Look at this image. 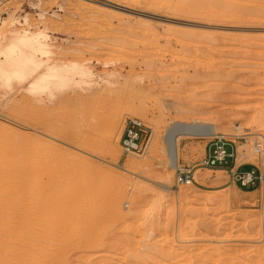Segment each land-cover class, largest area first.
Here are the masks:
<instances>
[{
	"label": "rangeland",
	"instance_id": "rangeland-1",
	"mask_svg": "<svg viewBox=\"0 0 264 264\" xmlns=\"http://www.w3.org/2000/svg\"><path fill=\"white\" fill-rule=\"evenodd\" d=\"M0 21L14 23L0 32H42L41 42L49 46L46 65L83 64L89 73L74 74L75 84L53 99L43 93L41 102L29 90L39 74L25 82H0V163L5 162L0 164V228L23 220L28 209L34 221L27 213L21 230L28 231L31 221L38 228L35 233L30 228L33 237L40 228L43 233L35 241L19 229L18 251H34L36 264L38 259L39 264H264V180L241 188L224 172L195 168L196 184L175 188L164 143L175 123L215 127L226 136L238 128L264 137V0H0ZM131 118L149 128L151 138L145 155L123 157L119 140ZM107 121L117 126L110 143ZM206 143L204 137L179 135L178 165L198 164ZM238 147L237 164L247 163L240 170L257 165L250 146ZM33 159L35 176L17 169ZM129 161L141 169L128 174L116 168ZM55 173L65 177L56 175L54 181ZM53 188L66 205L72 203L70 216L82 207L76 209L74 200L87 202V209L73 216L75 227L69 220L71 232L68 212L67 218L49 213ZM34 193L40 205L30 203ZM28 198L36 209L22 208ZM113 199L120 215L112 214ZM7 201L20 202L22 217L12 205L5 213ZM46 231L51 241L43 239ZM63 235L68 249L58 244H65ZM79 235L86 246L76 242Z\"/></svg>",
	"mask_w": 264,
	"mask_h": 264
},
{
	"label": "bare ground",
	"instance_id": "bare-ground-1",
	"mask_svg": "<svg viewBox=\"0 0 264 264\" xmlns=\"http://www.w3.org/2000/svg\"><path fill=\"white\" fill-rule=\"evenodd\" d=\"M140 1V0H139ZM210 3V2H209ZM234 3V2H233ZM240 4H241V2H240ZM192 6V5H191ZM208 6H210V5H208ZM255 6V5H254ZM153 7H155V6H153ZM203 7V6H202ZM205 8V7H204ZM153 9V8H152ZM155 9V8H154ZM198 9V8H197ZM216 9V8H215ZM219 15H220V13H219ZM12 24H14L13 22H2V21H0V28L2 27H4L3 29H6L7 27H10V26H13ZM18 24V23H17ZM8 29V28H7ZM30 30L29 29H25V30H22V31H13V30H7V31H5V32H0V82H2L4 85H8V83H9V81L10 80H16V81H27L29 78H32V77H35L37 74H39L38 75V77L37 78H34L32 81H31V85L29 86V90L33 93V95L35 96L34 98H36L37 100L36 101H38V102H41V97H42V94L43 93H47V95H48V97H50L51 99H53V98H55V95H56V92L57 91H63V90H66V89H68L72 84H75V83H73L74 82V74H76L77 76H79V77H83V76H85V75H88L89 73L87 72L88 71V68L86 69V67L83 65V64H80V65H77V64H73V65H66V64H63V65H56V64H54L53 66H48V65H46V62H47V60H46V56L49 54V46L47 45V44H43V42H41V39L42 38H44V35L42 34V32H38V33H30L29 32ZM260 34V33H259ZM43 40V39H42ZM259 44V43H258ZM81 80V79H80ZM82 83V82H81ZM81 96V95H80ZM33 97V96H32ZM33 98V99H34ZM77 98V97H76ZM50 100V99H49ZM116 120H113L114 122H117V118H115ZM113 121L111 122V121H107L106 123H104V128H105V131H106V134H107V136H106V139H107V143L109 142H111V140L113 139V138H115L114 136H115V133H116V127H114V124H113ZM116 124H118V123H116ZM101 125H103V124H101ZM101 127V126H100ZM99 127V128H100ZM215 134H217V130L215 129V127H211V126H205V125H203V124H198V123H191V124H188V125H180L179 123H175L173 126H171L170 128H168V130H167V132L164 134L165 136H164V143H166L167 145L165 146L166 147V155H167V165H168V168L170 169V170H172V171H174L175 169H176V167H177V165H178V152H177V145H176V141H177V137L179 136V135H184V136H190V137H194V136H200V137H210V136H212V135H215ZM105 136V135H104ZM264 138V137H263ZM106 141V140H105ZM113 141V140H112ZM2 143V142H1ZM7 143V142H6ZM108 145V144H107ZM5 148H7V147H5ZM29 153H30V151H29ZM41 153V152H40ZM50 154V153H49ZM2 155V154H1ZM3 155H4V153H3ZM11 155V154H10ZM28 155V154H27ZM30 155V154H29ZM8 156V155H7ZM5 158V157H4ZM7 159V158H6ZM15 159H17V157L15 158ZM29 159V158H28ZM39 159V158H38ZM13 160V159H12ZM11 160V161H12ZM34 160V162L31 160H29V162H24L23 164H24V166L23 167H21V165L19 166V167H21V169H19V168H17L18 170H20L21 172L22 171H27V172H29L30 171V173H32V175H34V171H36L35 169H34V167H33V165H34V163H35V159H33ZM44 160V159H43ZM3 161V160H2ZM1 161V162H2ZM25 161H27V160H25ZM4 162V161H3ZM21 162V161H20ZM30 162H32L31 164H30ZM37 162V161H36ZM39 162V161H38ZM5 163V162H4ZM3 163V164H4ZM29 163V164H28ZM0 164H2V163H0ZM2 164V165H3ZM12 164V163H11ZM26 164V165H25ZM48 164V163H47ZM12 165H15V164H12ZM53 165V164H52ZM7 166H8V164H7ZM18 166V165H17ZM49 166V165H48ZM3 167H5V166H3ZM2 167V168H3ZM140 167V168H139ZM9 168L11 169L12 167L9 165ZM47 168H49V167H47ZM116 168L118 169V170H120V171H122V172H124V173H128V174H134L135 173V171H137V170H140L141 169V166L139 165V164H137L136 165V163H131V161H129V162H126L125 164H124V167H119V166H116ZM3 169H6V168H3ZM9 169V170H10ZM52 169V168H51ZM0 170H2L1 168H0ZM12 170H14V169H12ZM56 170V169H55ZM69 170V169H68ZM51 171V170H50ZM1 172V171H0ZM10 172V171H9ZM17 172V171H16ZM37 174H38V172H36ZM69 173V172H68ZM8 174V173H7ZM6 174V175H7ZM20 174V173H19ZM10 175V174H9ZM12 175V174H11ZM15 175H17V174H15ZM15 175H13V176H15ZM21 175H23V174H21ZM56 175H58V177L60 176V177H63L61 174L59 175V174H54V181L56 180ZM65 176L67 175V172H66V174H64ZM4 176V175H3ZM18 176V175H17ZM35 176V175H34ZM37 176V175H36ZM64 176V177H65ZM69 176V175H68ZM7 177H8V175H7ZM10 177H12V176H10ZM16 177V176H15ZM58 177H57V179H58ZM63 177V178H64ZM71 177V176H70ZM20 178V177H19ZM35 178V177H34ZM31 179V178H30ZM30 179H28V180H30ZM62 179V178H61ZM2 180V179H1ZM6 180V179H5ZM4 180V181H5ZM26 180H27V178H26ZM65 180H66V178H65ZM3 181V180H2ZM8 181V180H7ZM12 181H14V180H12ZM53 181V182H54ZM16 182V181H15ZM20 182H21V180H20ZM25 182H29V181H25ZM34 182V181H33ZM51 182H52V180H51ZM62 182V181H61ZM70 182V181H69ZM22 183V182H21ZM26 183V184H27ZM37 183H38V181H37ZM55 183L56 182H54L53 184V186L51 185L50 187V189H52V187H54L55 186ZM24 184V183H23ZM29 184H31V182L29 183ZM58 184V183H57ZM61 184V183H60ZM4 185V184H3ZM13 185H14V183H13ZM21 185V184H20ZM33 185V184H32ZM8 186V185H7ZM44 186V185H43ZM42 186V187H43ZM167 185H165V187H166ZM23 187V186H22ZM31 187V186H30ZM35 187V186H34ZM49 187V186H48ZM48 187H46V189H44V190H47L48 192H47V195H49L48 193H49V188ZM67 187H68V184H67ZM168 187V186H167ZM13 188H14V186H13ZM12 188V189H13ZM16 188L17 189H19V190H23V188H24V191L26 190L27 191V189H28V187H26V186H24L23 188H18V186H16ZM32 188H33V186H32ZM36 188V187H35ZM39 188H41V187H38V190H39V192H43V190H40ZM45 188V187H44ZM48 188V189H47ZM59 187H57V189H58ZM69 188V187H68ZM72 188V187H71ZM70 188V189H71ZM4 189H6L5 188V186H4ZM9 189H10V186H9ZM169 189H170V187H169ZM36 190H37V188H36ZM36 190L34 191V189H33V191L34 192H36ZM6 191H8V190H6ZM53 191L55 192V196H54V194H53V199L51 200V202L49 203V206L46 204V202H44V204L46 205V206H48V210H50L49 211V213L51 212V209L53 210V212H51V215L52 214H56V216H57V214H60V215H62V216H66V218L68 217V216H70V213L68 212L69 211V207L70 206H72V203H71V205L69 204V205H66V204H68V203H66L67 201H65L64 199H63V197H64V195H62V193H61V195L59 194V191H58V194H57V190L55 191L54 190V188H53ZM86 191V190H85ZM5 192V191H4ZM3 192V193H4ZM13 193H14V190L12 191ZM18 192H20V191H18ZM46 192V191H45ZM71 192V191H70ZM88 192V191H87ZM37 193V192H36ZM36 193H34V195L36 194ZM44 193V192H43ZM53 193V192H52ZM63 193H65V192H63ZM85 193V192H84ZM1 194H2V191H1ZM7 194H8V192H7ZM25 194H26V192H25ZM40 195L41 196V194L40 193H37V195ZM50 194H51V190H50ZM18 195V194H17ZM28 195H29V193H28ZM32 196H30V197H32V198H30V203H32V204H34V206H36V204H41V202L42 201H39L40 203H38L37 202V200H38V198H36V195L34 196L33 194H31ZM43 195V194H42ZM5 196H6V194H5ZM4 196V197H5ZM16 196V195H15ZM44 196L45 197H47L45 194H44ZM73 196H74V194H73ZM17 197V199H19L18 198V196H16ZM42 197V196H41ZM40 197V198H41ZM52 196L50 195V198H51ZM81 197H83V195H81ZM81 197H80V199H81ZM14 198V197H13ZM48 198V197H47ZM72 197L70 196V199H69V194H68V198H66L67 200L69 199L70 201L72 200L71 199ZM74 198V197H73ZM86 198V197H85ZM77 199V198H76ZM79 198H78V200H80ZM83 199V204H82V202L79 204V202H77V201H75L74 200V202L75 203H78V204H76V205H74V207L76 206V209L78 208V205H82V207H81V210L85 207L86 208V203L87 202H85V206H84V198H82ZM2 200V199H1ZM8 200H9V197H8ZM11 200H12V198H11ZM14 200H15V198H14ZM21 200H23V199H21ZM42 200H45V199H42ZM115 201H116V199L114 200L113 199V203L111 202V205H112V207H114V210H112V214L114 213L115 215H120V213H121V210L116 206V203H115ZM26 202H27V200H26ZM69 202V201H68ZM72 202V201H71ZM74 202H73V204H74ZM2 203H3V201H2ZM9 202L7 201V204L6 205H3V209H4V211H5V213L8 215V214H10L11 213V211H10V208H11V206L10 205H12L13 206V204H8ZM14 203V202H13ZM15 203L17 204V206H16V204L13 206L14 208H12L11 210H13V211H15L16 213H19V215L21 216V214H20V202H19V205H18V203L15 201ZM29 198H28V203L27 204H25L22 208H24L25 206L27 207V205L29 206ZM4 204V203H3ZM31 204V205H32ZM44 204L42 205L43 207H44ZM31 205L29 206L30 208H31V210H34V209H36V207H34V209H32L33 207H31ZM39 205H37V206H39ZM21 206H22V204H21ZM42 206H41V208H42ZM84 206V207H83ZM28 207V208H29ZM40 207V206H39ZM2 209V208H1ZM25 209V208H24ZM43 209H45V207L43 208ZM42 209V211H44ZM76 209H73V210H75V212H76ZM87 209V208H86ZM86 209H84V211H86ZM30 210V209H29ZM30 210V212L32 213V215H34L35 216V213L33 212V211H31ZM37 210H38V208H37ZM40 210V209H39ZM46 210H47V207H46ZM48 210H47V212H48ZM80 210V211H81ZM41 211V210H40ZM41 211V212H42ZM77 212L78 214H80V213H82V211L81 212ZM114 211V212H113ZM1 212H3V210H1ZM38 212V211H37ZM36 212V213H37ZM66 212V213H65ZM67 212L69 213V215L67 214ZM73 212V211H72ZM22 214H24L23 213V209H22V212H21ZM27 213H28V209H27V211H26V215L24 216V215H22L21 217L23 218V220L22 219H17L16 221H14V222H12L11 224H10V222H9V224L7 223V225L5 226V224H4V226H5V228H4V230H3V227H1L0 228V231L1 230H3V232H1L0 233V261L2 260H4V261H6L8 264H36L35 263V260H37L36 258V254H34V255H31L32 253H34V251L32 252V253H27V251H26V248L27 247H29L28 246V244H27V246H26V244H22L23 245V248H24V245L26 246V248H25V251L26 252H23L24 251V249H21V250H17L16 248L18 247H15V242H14V240H15V236H16V240L19 238V237H17L18 235L16 234L18 231H20L21 230V228H20V220H22V222L24 221V218H25V220L26 221H28V219H29V217H27ZM39 213V212H38ZM66 214V215H65ZM73 214H74V212H73ZM77 214V215H78ZM28 215H29V213H28ZM50 215V216H51ZM68 215V216H67ZM77 215H72L71 214V216L69 217V219H67L68 220V222H67V224H68V227H69V229H70V223H69V220H71L72 221V218H73V216H74V218H75V216H76V219H77ZM86 215V214H85ZM84 214H83V216H85ZM30 216V215H29ZM55 216V217H56ZM80 216V215H79ZM82 216V217H83ZM1 217H2V215H1ZM37 216H35V218H36ZM39 217V216H38ZM47 217H49V214H48V216ZM61 217V216H60ZM72 217V218H71ZM31 218H33L32 216H30V220H31ZM51 218H54V217H51ZM50 218V219H51ZM57 218H58V220H57ZM63 218V217H62ZM66 218L64 217V221L66 220ZM71 218V219H70ZM74 218H73V225H74V227H75V223H74ZM34 219V218H33ZM32 219V220H33ZM41 219V218H40ZM45 219V218H44ZM61 219V218H60ZM0 220H1V218H0ZM31 220V221H32ZM56 220H57V222H55V220H54V225L56 226V223H58V221H59V216L58 217H56ZM84 220L85 219H83V223H84ZM3 221H4V219H3ZM29 222V225H30V228H32V226H33V228H34V225H35V222ZM34 221V220H33ZM36 221H37V219H36ZM50 221V220H49ZM48 221V222H49ZM62 221H63V219H62ZM78 221H79V219H78ZM78 221H76L77 223H78ZM89 221V220H88ZM4 222H6V216H5V221ZM60 222V221H59ZM81 222V221H80ZM86 222V221H85ZM2 223V222H1ZM28 222H26V224H25V222H24V225H28L27 224ZM31 223L33 224V225H31ZM43 223H44V221H43ZM65 222H63L62 224H64ZM72 223V222H71ZM37 224V223H36ZM38 224H41V223H39L38 222ZM47 224V223H46ZM45 224V225H46ZM51 222H50V224L48 223V225H49V227H51ZM88 224V225H87ZM86 224V226H88L89 227V223H87ZM42 225V224H41ZM40 225V226H41ZM44 224H43V226L42 227H44L45 226ZM59 225H60V223H59ZM72 224H71V228H72V226H73ZM85 225V224H84ZM91 225V227H92V224H90ZM37 227H38V225H36ZM40 226H39V228H40ZM61 227H62V225H60ZM52 227H53V224H52ZM51 227V228H52ZM57 227V226H56ZM61 227H59V229H61ZM73 227V228H74ZM88 227H87V229H88ZM24 228V231L27 233V234H29L30 233V235L28 236L27 235V237H29V238H31L30 236H32L33 237V233H31L32 232V230L31 231H29L30 230V228L28 229V231H27V229H26V226L25 227H23ZM23 228H22V230H23ZM50 228V229H51ZM20 229V230H19ZM35 230H34V233H35V231L38 229V228H34ZM41 229V228H40ZM40 229H39V231H37V233H36V236L35 237H33L34 239L33 240H35V238L37 237L38 238V236H39V234H40ZM43 230L42 231H45L44 229H45V227L44 228H42ZM49 228H46V230H50ZM67 229L68 228H66L65 229V231H67ZM69 229H68V231H69ZM90 229V228H89ZM21 230V231H22ZM68 231H67V233H68ZM38 232H39V234H38ZM51 232H52V230H51ZM70 232H71V229H70ZM24 233V232H23ZM42 233V232H41ZM45 233V232H44ZM48 233H50V232H48ZM48 233H47V231H46V237H43V239L45 238L46 239V242L47 241H51V240H47V237L49 236L48 235ZM60 233V232H59ZM61 233H63V227H62V232ZM16 234V235H15ZM66 236H67V234H66V232L64 233ZM69 234V233H68ZM75 233L74 232H72V235H74ZM79 234V233H78ZM81 234V233H80ZM84 234H85V231H84ZM84 234L82 235V236H84ZM97 234V233H96ZM19 235H20V232H19ZM24 235V234H23ZM23 235H22V238H23ZM26 235V234H25ZM25 235H24V239L26 240L27 238L25 237ZM42 235H43V233H42ZM51 235H53V232L51 233ZM51 235H50V237H51ZM56 235V233H54V236ZM65 235H63V237L62 238H65ZM72 235H69V237H71ZM21 236V235H20ZM54 236H53V238H54ZM57 236V235H56ZM59 236V235H58ZM61 236H62V234H61ZM61 236H60V238H61ZM80 237L77 239V241L76 242H78L79 241V244H80V239H81V241L83 240L82 239V237H81V235H79ZM85 236H87L88 237V235L87 234H85ZM91 236V235H90ZM96 236H98V235H96ZM95 236V237H96ZM100 236V235H99ZM75 237V236H74ZM76 237H78L77 235H76ZM86 237V238H87ZM27 239V241L29 240V242H30V239ZM40 238V237H39ZM67 238V237H66ZM66 238L64 239V242H65V244H62L63 242H59L58 244H61L62 245V248L63 249H65V247L63 246V245H66L67 246V249H68V243L67 242H69V241H67L66 240ZM84 238V237H83ZM89 238V237H88ZM24 239H23V241H24ZM41 239V238H40ZM49 239V238H48ZM50 239H52V237L50 238ZM59 239V238H58ZM68 239V238H67ZM71 239H73L72 237L70 238V240ZM85 239V238H84ZM90 239V238H89ZM88 239V240H89ZM94 239H96V238H94ZM19 240V239H18ZM17 240V241H18ZM22 240V239H21ZM32 240V239H31ZM75 240H76V238H75ZM75 240H72V242H71V244L73 243V241H75ZM85 240H87V239H85ZM85 240H84V244H83V241H82V244H83V247H84V245H85ZM97 240V239H96ZM36 241V240H35ZM45 241V240H44ZM53 241V240H52ZM61 241H62V239H61ZM98 241V240H97ZM19 242H20V240H19ZM19 242H16V244L17 243H19ZM32 242V241H31ZM31 242H30V244H31ZM54 242V241H53ZM89 242H91V240L89 241ZM67 243V244H66ZM88 243V242H87ZM33 244V243H32ZM32 244H31V249H33V246H32ZM35 244V243H34ZM47 244V243H46ZM58 244H57V246H58ZM76 244L77 243H75V244H72V245H74V246H72V245H70L71 246V248L73 247V248H75V246H76ZM18 245V244H17ZM19 245H21V244H19ZM22 245H21V247H22ZM36 245L37 244H35V247H36ZM53 245V244H52ZM87 245V244H86ZM85 245V246H86ZM40 246V245H39ZM69 246V247H70ZM79 246H81L82 247V245L80 244ZM20 247V248H21ZM78 247V246H77ZM19 248V247H18ZM29 248V249H30ZM39 248V247H38ZM47 248H48V246H47ZM56 248V247H55ZM58 248V247H57ZM56 248V249H57ZM61 248V247H60ZM60 248H58V252H59V249ZM79 248V247H78ZM55 249V250H56ZM62 249V250H63ZM70 249V248H69ZM84 249V248H83ZM61 250V249H60ZM42 251V250H41ZM41 251H39V252H41ZM28 252H30L29 250H28ZM41 254H42V252H41ZM53 254V253H52ZM221 254V253H220ZM36 258H35V257ZM52 256V255H51ZM39 257V256H38ZM63 257V256H62ZM218 257V256H217ZM255 257V256H254ZM50 258V257H49ZM39 260H40V262L41 263H43L42 261L43 260H41V259H38V262H39ZM211 261V260H210ZM259 261H260V259H259ZM39 262V263H40ZM258 262V261H257ZM38 263V264H39ZM259 263V262H258ZM257 264V263H256ZM261 264V263H260Z\"/></svg>",
	"mask_w": 264,
	"mask_h": 264
},
{
	"label": "built area",
	"instance_id": "built-area-1",
	"mask_svg": "<svg viewBox=\"0 0 264 264\" xmlns=\"http://www.w3.org/2000/svg\"><path fill=\"white\" fill-rule=\"evenodd\" d=\"M226 136L215 134L207 139L206 151L203 158L194 167L177 165L175 169L174 186L196 184L194 179L195 168L204 170H223L229 181L241 188H253L264 180V138L261 134L251 135L238 132ZM151 138V130L140 120L131 118L125 122L119 145L123 157L145 155ZM248 145L254 155L257 165H252L248 171L239 168L247 163L238 160V145Z\"/></svg>",
	"mask_w": 264,
	"mask_h": 264
},
{
	"label": "crops",
	"instance_id": "crops-1",
	"mask_svg": "<svg viewBox=\"0 0 264 264\" xmlns=\"http://www.w3.org/2000/svg\"><path fill=\"white\" fill-rule=\"evenodd\" d=\"M212 171H221V172H224L225 173V171H223V170H212Z\"/></svg>",
	"mask_w": 264,
	"mask_h": 264
}]
</instances>
